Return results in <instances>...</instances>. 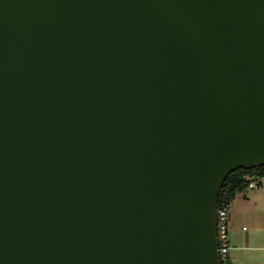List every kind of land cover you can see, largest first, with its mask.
I'll list each match as a JSON object with an SVG mask.
<instances>
[{
  "label": "water",
  "instance_id": "obj_1",
  "mask_svg": "<svg viewBox=\"0 0 264 264\" xmlns=\"http://www.w3.org/2000/svg\"><path fill=\"white\" fill-rule=\"evenodd\" d=\"M259 165L264 0H0V264H220Z\"/></svg>",
  "mask_w": 264,
  "mask_h": 264
},
{
  "label": "crops",
  "instance_id": "obj_2",
  "mask_svg": "<svg viewBox=\"0 0 264 264\" xmlns=\"http://www.w3.org/2000/svg\"><path fill=\"white\" fill-rule=\"evenodd\" d=\"M240 193L241 195L239 198L241 199L238 200H241L243 202V210L241 211L242 215L247 217L256 226L248 236H245L242 239V242L239 240L230 245V250L239 249L240 246L238 245H240L241 243L246 244L249 242V240H251V242L254 243L255 246L242 247L252 249L253 252L248 253L249 255L247 256H243L242 259H239L238 262H236V264H264V237H259V242H255L257 232L260 231L258 225L264 224V183H262L261 185H257L256 187H248L246 190L239 192V194ZM238 196L239 195L237 193L233 200H236ZM238 214V212H231L230 210H228V216L230 217L238 216ZM242 228L244 229V227Z\"/></svg>",
  "mask_w": 264,
  "mask_h": 264
},
{
  "label": "rangeland",
  "instance_id": "obj_3",
  "mask_svg": "<svg viewBox=\"0 0 264 264\" xmlns=\"http://www.w3.org/2000/svg\"><path fill=\"white\" fill-rule=\"evenodd\" d=\"M246 190V189H245ZM238 197L236 200H233L230 202V210L231 212H238V216L230 217L228 216V237L230 240V245L234 244L237 241H241L245 236H248L251 231L254 229L256 226L253 222H251L247 217L242 215V210H243V202L239 198L241 193H238ZM244 227V229L242 228ZM258 227L260 228V231L257 232L256 235V241L259 242L258 239L259 237H264V224H259ZM239 249H232L229 250V259L232 264H236L239 259H242L243 256L249 255L248 253L253 252L252 249L242 247V246H255L254 243L249 240L248 243L244 244L241 243Z\"/></svg>",
  "mask_w": 264,
  "mask_h": 264
},
{
  "label": "trees",
  "instance_id": "obj_4",
  "mask_svg": "<svg viewBox=\"0 0 264 264\" xmlns=\"http://www.w3.org/2000/svg\"><path fill=\"white\" fill-rule=\"evenodd\" d=\"M264 179V165L255 166L250 169L238 168L230 172L224 179L219 190L217 207L222 204H230L235 195L248 188V184L257 179ZM262 182H257L261 185Z\"/></svg>",
  "mask_w": 264,
  "mask_h": 264
},
{
  "label": "built area",
  "instance_id": "obj_5",
  "mask_svg": "<svg viewBox=\"0 0 264 264\" xmlns=\"http://www.w3.org/2000/svg\"><path fill=\"white\" fill-rule=\"evenodd\" d=\"M264 183L263 178L252 181L248 187H256L257 182ZM228 204H222L216 209V225H217V246L219 252L220 264H231L229 259L230 242L228 237Z\"/></svg>",
  "mask_w": 264,
  "mask_h": 264
}]
</instances>
